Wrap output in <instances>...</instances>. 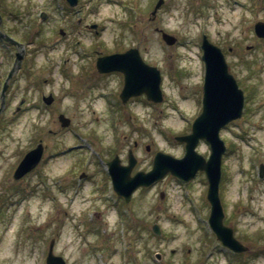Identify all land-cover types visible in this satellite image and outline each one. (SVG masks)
I'll list each match as a JSON object with an SVG mask.
<instances>
[{"label": "rangeland", "instance_id": "obj_1", "mask_svg": "<svg viewBox=\"0 0 264 264\" xmlns=\"http://www.w3.org/2000/svg\"><path fill=\"white\" fill-rule=\"evenodd\" d=\"M155 1L78 0L67 9L65 0H0V31L9 36L7 43L0 37V90L15 53L22 55L0 115V264H46L52 239L54 254L67 264H264V175L257 173L264 164V40L251 30L264 9L249 0L241 19L225 0H165L150 17ZM203 9L208 17L199 15ZM94 23L97 33L89 28ZM156 27L176 43L167 46ZM202 31L222 48L246 92L241 116L219 131L226 144L218 191L223 222L248 246L236 255L208 227L204 172L185 184L167 174L123 204L109 192L103 162L118 155L127 165L133 151L135 173L150 168L156 151L183 155L173 136L189 132L200 111ZM130 47L159 68L162 101L139 94L122 103V73L96 70L98 55ZM49 93L54 100L46 104L41 96ZM60 113L70 118L68 127ZM40 139L46 145L40 164L13 180L24 152ZM207 144L197 146L206 157ZM82 171L87 176L80 178ZM96 210L99 217L89 216ZM120 220L132 224L120 231ZM155 222L160 234L151 230Z\"/></svg>", "mask_w": 264, "mask_h": 264}, {"label": "water", "instance_id": "obj_2", "mask_svg": "<svg viewBox=\"0 0 264 264\" xmlns=\"http://www.w3.org/2000/svg\"><path fill=\"white\" fill-rule=\"evenodd\" d=\"M75 4L76 0H68ZM163 0H158L153 14L159 8ZM256 33L264 36V23L255 25ZM162 38L167 44H172L175 37L162 33ZM204 50L203 60L206 64V72L203 83L202 112L192 124L191 132L185 135L176 136L178 141L185 143V153L182 157L176 158L170 154L157 152L152 168L147 171H139L130 176L135 159L129 153L128 165H120L117 157L109 163V172L112 176L114 188L119 194L129 199L131 192L139 185H149L155 180L164 177L171 172L181 180L187 181L194 177L198 170L206 173L208 180L207 199L211 204L208 221L210 227L216 233L217 238L227 247L236 252L246 249V246L233 236L231 227L223 224V210L218 194L219 180L221 175V157L225 151V144L219 136L220 128L230 120L240 116L243 106V96L236 85V81L228 72L224 56L217 46H214L206 39L202 42ZM97 67L100 71L120 70L124 74V85L120 98L125 101L131 95L144 93L152 101H160L162 93L160 89V72L155 66L146 64L139 56L137 48H130L123 53H113L98 57ZM5 88H3L4 91ZM47 102L51 97L46 98ZM62 126L69 124V119L63 114L59 115ZM204 138L209 144L211 152L206 159L196 151L199 139ZM42 145L28 151L14 171L13 177L19 178L22 174L31 170L39 161ZM264 172V165H260V175ZM159 232L157 225L153 227ZM52 243L47 256V264H65L62 257L52 253ZM160 255H157L159 258Z\"/></svg>", "mask_w": 264, "mask_h": 264}, {"label": "flooded vegetation", "instance_id": "obj_3", "mask_svg": "<svg viewBox=\"0 0 264 264\" xmlns=\"http://www.w3.org/2000/svg\"><path fill=\"white\" fill-rule=\"evenodd\" d=\"M197 6H199V5L197 4ZM209 6H213V2H210V5H209ZM260 7H261V9L264 8V0H261ZM239 8H240V6H239ZM231 11H234V9L231 8ZM237 12H240V11L238 10ZM215 13H216V11H215ZM239 15H240V13H239ZM262 19H264V16H262ZM228 49H229L230 51H233V49H232L231 46H229ZM134 144H136V142H135ZM120 199H121V197H120Z\"/></svg>", "mask_w": 264, "mask_h": 264}]
</instances>
